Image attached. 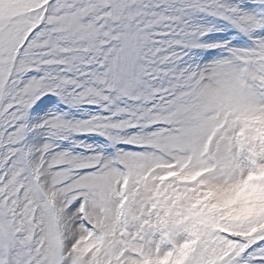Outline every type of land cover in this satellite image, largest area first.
Returning a JSON list of instances; mask_svg holds the SVG:
<instances>
[{
    "label": "snow or ice",
    "instance_id": "snow-or-ice-1",
    "mask_svg": "<svg viewBox=\"0 0 264 264\" xmlns=\"http://www.w3.org/2000/svg\"><path fill=\"white\" fill-rule=\"evenodd\" d=\"M0 264H264V0H0Z\"/></svg>",
    "mask_w": 264,
    "mask_h": 264
}]
</instances>
